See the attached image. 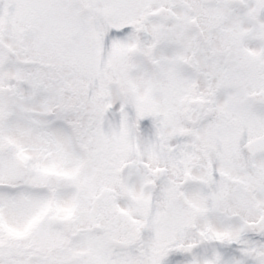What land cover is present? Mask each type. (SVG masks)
Here are the masks:
<instances>
[{
    "label": "snow or ice",
    "instance_id": "obj_1",
    "mask_svg": "<svg viewBox=\"0 0 264 264\" xmlns=\"http://www.w3.org/2000/svg\"><path fill=\"white\" fill-rule=\"evenodd\" d=\"M0 264H264V0H0Z\"/></svg>",
    "mask_w": 264,
    "mask_h": 264
}]
</instances>
